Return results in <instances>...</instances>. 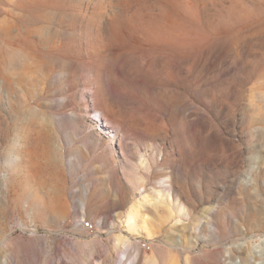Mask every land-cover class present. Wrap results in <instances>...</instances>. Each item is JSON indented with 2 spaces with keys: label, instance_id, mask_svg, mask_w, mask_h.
<instances>
[{
  "label": "rangeland",
  "instance_id": "1",
  "mask_svg": "<svg viewBox=\"0 0 264 264\" xmlns=\"http://www.w3.org/2000/svg\"><path fill=\"white\" fill-rule=\"evenodd\" d=\"M122 252L264 264V0H0V264Z\"/></svg>",
  "mask_w": 264,
  "mask_h": 264
},
{
  "label": "bare ground",
  "instance_id": "2",
  "mask_svg": "<svg viewBox=\"0 0 264 264\" xmlns=\"http://www.w3.org/2000/svg\"><path fill=\"white\" fill-rule=\"evenodd\" d=\"M189 48L190 47L185 43L184 40H171V39H169V40H167L165 42H161L159 44H155L153 46L152 50H156V49L157 50H165V51L174 52V53H178L179 54L180 52H185ZM153 56H154V58H158V55L153 54ZM148 62H149V64L151 63V61H148ZM96 111L101 114V116H102V118H103V120L105 122H108L105 119V118H107V115H106L105 111L103 109H100L98 107V105H97ZM110 124H114V123L113 122H110ZM105 125H106V123H105ZM120 148H124V144L123 143H121V147ZM141 162H142L141 164H145L146 165V161L145 160H142ZM163 182L165 183L167 181L165 179H163ZM149 201H150L149 198L147 196H144L141 203L145 204V203H148ZM133 214H134L133 212L131 214H129V217L127 219V223L126 224L129 227H131V226L134 225L133 224L134 223ZM132 260H127V255L124 252H122L121 255L119 256V262L120 263H122V262L124 263L126 261L125 264H133L132 263ZM146 261H148V262H146L148 264H152V262H153L151 259H148Z\"/></svg>",
  "mask_w": 264,
  "mask_h": 264
},
{
  "label": "built area",
  "instance_id": "3",
  "mask_svg": "<svg viewBox=\"0 0 264 264\" xmlns=\"http://www.w3.org/2000/svg\"><path fill=\"white\" fill-rule=\"evenodd\" d=\"M81 226L82 228L87 231L88 233H92L95 231V228H96V224L95 222H93L92 220H82L81 221ZM140 246L143 248V249H150V244L147 242V241H141L140 242Z\"/></svg>",
  "mask_w": 264,
  "mask_h": 264
}]
</instances>
